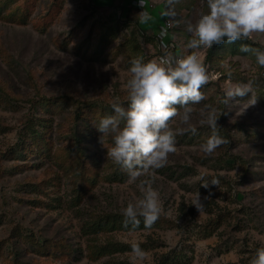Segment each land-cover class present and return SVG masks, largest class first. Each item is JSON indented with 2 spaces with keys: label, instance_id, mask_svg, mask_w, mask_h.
<instances>
[{
  "label": "rangeland",
  "instance_id": "1",
  "mask_svg": "<svg viewBox=\"0 0 264 264\" xmlns=\"http://www.w3.org/2000/svg\"><path fill=\"white\" fill-rule=\"evenodd\" d=\"M263 61L264 0H0V264H264Z\"/></svg>",
  "mask_w": 264,
  "mask_h": 264
},
{
  "label": "trees",
  "instance_id": "2",
  "mask_svg": "<svg viewBox=\"0 0 264 264\" xmlns=\"http://www.w3.org/2000/svg\"><path fill=\"white\" fill-rule=\"evenodd\" d=\"M118 19V17H117ZM137 26L140 25V22L136 21ZM172 29V28H171ZM173 30V29H172ZM171 30V31H172ZM228 42H233L236 43V45L238 44V42H240L241 44H246L245 40H243L242 38H240L238 35L234 34V33H230V32H225V31H219L218 35H214L213 40L211 41V45L209 46L208 50H207V55H206V62L207 63H213L214 62V58L216 56H218L221 52L223 48H227L226 43ZM249 43H251L250 41H248ZM161 43V41H160ZM170 45H173V43H169L168 47ZM175 48V52H176V46L173 45ZM163 54V53H161ZM264 65V61L263 64ZM166 80V79H165ZM114 222L118 223V219L115 218ZM113 248H118L119 245H112ZM95 251H93L94 253V257L96 256H100V255H104L106 249H99V248H94ZM90 251V254H93Z\"/></svg>",
  "mask_w": 264,
  "mask_h": 264
},
{
  "label": "built area",
  "instance_id": "3",
  "mask_svg": "<svg viewBox=\"0 0 264 264\" xmlns=\"http://www.w3.org/2000/svg\"><path fill=\"white\" fill-rule=\"evenodd\" d=\"M164 27L167 32L171 30L172 28L171 21H167L164 24ZM162 50L164 51V53L162 54L164 55L162 58V61L166 62L165 64L167 65L161 66L160 69L158 70V75L160 76L165 75L167 71L173 69L177 63L181 62V57L176 54L175 48L173 45H170L166 49H162Z\"/></svg>",
  "mask_w": 264,
  "mask_h": 264
}]
</instances>
